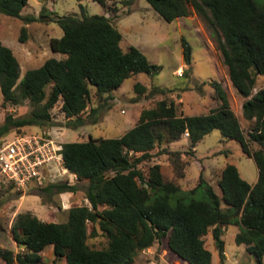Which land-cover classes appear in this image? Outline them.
<instances>
[{
    "label": "trees",
    "instance_id": "trees-1",
    "mask_svg": "<svg viewBox=\"0 0 264 264\" xmlns=\"http://www.w3.org/2000/svg\"><path fill=\"white\" fill-rule=\"evenodd\" d=\"M94 1L105 6V0ZM146 1L169 23L191 16L192 9L206 23L232 85L245 99L243 115L253 123L249 137L222 84L214 81L210 85L221 105L209 114L179 116L175 103L164 100L155 109L143 111L139 124L121 138L64 144V168L79 183H52L42 191L51 198L54 194L77 193L79 184L85 183L91 208H71L66 223L43 222L31 213L19 214L12 233L24 251L15 253L0 245V260L6 264H45L41 253L50 246L56 259H65L67 264H134L140 252L165 239L171 251L188 264H212L213 254L206 247L205 237L213 228L215 245L224 261L223 228L230 225L239 227L236 244L246 247L254 264H264V89L254 93L257 77L264 76V0ZM28 3L0 0V14L31 23L35 19L22 14ZM80 8L82 19L72 15L54 19L63 36L51 40V49L65 59H48L40 68L27 71L22 79L17 57L0 40L3 107L21 106L26 101L34 107L25 117L7 115L0 138L14 129L22 133L26 127H55L51 110L59 101L69 126H81L86 121L82 114L88 109L92 87L99 95L111 96L126 80L159 70L138 48H122L123 35L108 17L87 16L82 4ZM25 35L23 29V43ZM183 45L184 59L190 64L192 47L187 41ZM135 89L139 94L146 92L140 83ZM98 111L94 108L90 115ZM161 125H166L167 137L155 133L154 128ZM214 131L224 139L239 142L243 152L255 160L259 178L254 185L242 178L236 166L228 165L224 169L228 180L221 183L223 200L202 176L195 189L184 191L165 180L159 164L149 169L148 176L139 169L154 158L152 152L165 138L169 144L188 132L195 148ZM250 142L260 149L252 152ZM199 190L203 191L200 200L195 198ZM229 190L233 195H228ZM18 195L22 197V193ZM89 224L98 225L106 235V248L88 245ZM97 230L94 228L91 235Z\"/></svg>",
    "mask_w": 264,
    "mask_h": 264
},
{
    "label": "rangeland",
    "instance_id": "rangeland-1",
    "mask_svg": "<svg viewBox=\"0 0 264 264\" xmlns=\"http://www.w3.org/2000/svg\"><path fill=\"white\" fill-rule=\"evenodd\" d=\"M80 4L85 7L87 16L108 17L124 36L122 48L125 51L130 46L138 48L159 70L126 80L111 96L99 95L96 88L92 87L88 109L82 114L86 121L81 126H69V120L62 111V101H59L51 110L55 127H26L21 130L22 134L49 135L61 146V150L66 143L121 138L139 124L143 111L155 109L158 103L164 100L175 103L179 116L209 114L221 105L210 85L211 82L218 81L225 89L231 108L238 117L246 137H249L253 123L244 118L245 99L232 85L228 68L211 36V31L193 9L191 16L169 23L146 0H105V6L94 0H84L81 3L77 0H29L22 14L34 18L31 23L0 14V40L17 57L21 67V79L27 71L40 68L48 59H65L51 49V40L63 36L62 29L54 19L66 15L82 19L84 14ZM23 29H26L24 43L20 39ZM184 41L192 47L190 64L184 59ZM137 83L146 88L144 94L137 93ZM260 89H264V76L257 77L254 93ZM47 93L50 94V88ZM94 108H99V111L91 116L90 112ZM33 110L34 107L29 101L21 106L8 105L4 108L0 88V127L7 115L20 118L29 115ZM154 131L167 137L166 125L154 128ZM17 132L18 130L14 129L6 136L10 138L19 133ZM166 139L152 152L154 158L139 166L145 176H148L153 165L159 164L165 180L177 184L184 191L195 189L202 176L223 200L225 195L221 183L228 180L224 177V169L228 165L236 166L242 178L250 184H254L258 179L259 170L255 160L243 152L239 142L224 139L219 131L206 136L195 148L191 146L186 134L169 144ZM249 146L252 152L260 149L256 143L250 142ZM1 179L3 178L0 177V245L15 253L24 251L14 240L12 233L19 214L31 213L43 222L66 223L71 208H91L86 199L85 183L79 184L80 190L77 193L54 194L51 198L42 191L52 183H79L77 177L64 168L63 160L50 166L46 176L33 183L22 197L13 189L2 185ZM233 193L229 190L228 195ZM195 198L202 199L203 191L199 190ZM223 207L229 208L225 202ZM96 227L97 233L92 236L91 233ZM223 231L224 261L215 245L213 228L205 237L206 247L213 254L212 264H254L255 259L247 252L246 247L236 244L239 227L230 225L224 227ZM89 234L88 245L91 248L103 249L108 246V238L98 225L89 224ZM41 256L45 264H67L65 259H56L52 246L46 248ZM0 264L6 263L0 260ZM134 264L188 263L171 251L168 240L165 239L140 252Z\"/></svg>",
    "mask_w": 264,
    "mask_h": 264
},
{
    "label": "built area",
    "instance_id": "built-area-1",
    "mask_svg": "<svg viewBox=\"0 0 264 264\" xmlns=\"http://www.w3.org/2000/svg\"><path fill=\"white\" fill-rule=\"evenodd\" d=\"M61 151L49 135L18 133L0 138L2 185L23 195L46 176L50 166L63 160Z\"/></svg>",
    "mask_w": 264,
    "mask_h": 264
},
{
    "label": "crops",
    "instance_id": "crops-1",
    "mask_svg": "<svg viewBox=\"0 0 264 264\" xmlns=\"http://www.w3.org/2000/svg\"><path fill=\"white\" fill-rule=\"evenodd\" d=\"M123 40H124V36H123ZM258 178H259V176H258ZM257 181H258V179L256 180V182H257ZM256 182H255V183H256ZM255 183H254V184H255ZM254 184H252V185H254Z\"/></svg>",
    "mask_w": 264,
    "mask_h": 264
}]
</instances>
